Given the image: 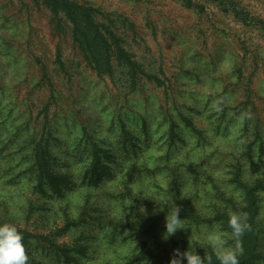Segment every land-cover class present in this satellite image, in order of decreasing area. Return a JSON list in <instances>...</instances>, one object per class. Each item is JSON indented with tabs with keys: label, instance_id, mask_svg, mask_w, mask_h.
Masks as SVG:
<instances>
[{
	"label": "rangeland",
	"instance_id": "obj_1",
	"mask_svg": "<svg viewBox=\"0 0 264 264\" xmlns=\"http://www.w3.org/2000/svg\"><path fill=\"white\" fill-rule=\"evenodd\" d=\"M77 1L118 18L129 50L165 85L141 79L131 91L120 67L112 77H99L83 60L70 30L59 34L46 7L32 0H0V108L10 112L5 114L10 120L0 119L2 138L7 129L1 122L9 127L28 118L32 121L26 138L40 137L44 122L40 112L52 94L42 84V66L35 60L39 58L55 84L50 124L64 139L57 152H62L64 142L76 141L87 129L125 153L134 146L121 139L124 121L136 135L137 154L128 157L129 164L146 160L140 169L131 168L136 187L156 191V184L161 183L171 191L170 168L181 167L187 198L206 212L214 203L224 204L213 192V181L228 194L238 195L229 180L232 162L241 160L247 178H264V24H246L232 6L237 4L249 18L264 20V0H224L225 4L192 0L198 4L194 6L184 0ZM59 48L69 75L55 63ZM185 117L194 121L202 135L190 128ZM172 122L178 124L180 135L175 141L170 139ZM1 183L0 190L5 189L6 181ZM31 187L29 180H20L16 188L32 193ZM262 198L264 220V193ZM201 226L182 224L184 228L177 230L207 243ZM28 227L39 228L31 222ZM94 230L93 253L81 264H126L127 256L138 252L140 239L133 231L113 234L109 226L104 230L98 225ZM165 233L159 225L146 239L153 243L158 234V239L166 240ZM228 243L234 246L230 238ZM34 253L43 264H69L56 262L43 250Z\"/></svg>",
	"mask_w": 264,
	"mask_h": 264
},
{
	"label": "trees",
	"instance_id": "obj_2",
	"mask_svg": "<svg viewBox=\"0 0 264 264\" xmlns=\"http://www.w3.org/2000/svg\"><path fill=\"white\" fill-rule=\"evenodd\" d=\"M32 1L50 11L59 34L70 30L83 60L99 77H112L120 67L128 76L131 91L137 88L141 79L165 85L161 77L149 71L129 50L117 24L118 18L112 13L77 0ZM184 1L188 6L198 5L192 0ZM232 6L246 24L251 21L264 24V20L249 18L237 4L232 3ZM35 60L42 66V84L46 83L52 94L40 112L44 120L40 137L37 139V135H31L30 140L26 138L25 132L32 121L30 118L21 123H11L9 127L7 122H1L7 132L5 138H2L3 133L0 135V185L1 180L7 183V187L0 190V223L13 222L22 232L30 257L28 264H43L35 256V250H43L58 263L81 264L83 258L93 253L92 244L96 241L94 227L97 225L104 230L109 226L113 234L120 231L129 234L126 230H131L136 239H140L138 252L127 256L126 264L142 261L170 264L178 247L182 252L196 249L202 257L207 254L211 264H219L208 243L182 236L179 230L166 240L158 239L157 234L153 243L148 242L147 234L159 225L166 231L167 212L176 206L180 208L183 225L218 224L229 234V213L246 212L251 229L241 238L243 251L239 264L264 263V220L261 217L264 178L249 179L245 176L241 160L232 162L229 180L235 185L238 195L228 194L213 181V192L224 204L214 203L213 209L206 212L187 198L181 186L184 176L181 167L170 168L171 191L165 190L161 183L156 184V191L151 189L147 192L145 188L136 187L131 168L140 169L146 160L133 166L129 164L128 157L137 154L136 135L124 121H121V139L134 146L133 149L126 148L125 153L111 147L110 140L95 136L87 129L76 141L64 142L60 148L62 152H57L56 147L64 139L50 124L52 101L56 99L55 84L47 65L39 58ZM55 63L62 73L69 75L60 48L57 49ZM7 113L10 112L0 108V119L10 120L5 115ZM185 120L194 132L201 133L194 121L187 117ZM177 127L176 122L170 124L172 141L180 136ZM247 149L250 155L252 143L247 145ZM3 161L7 162L6 167L2 166ZM20 180L32 183V193H23L16 188ZM30 222L39 228L29 229Z\"/></svg>",
	"mask_w": 264,
	"mask_h": 264
},
{
	"label": "clouds",
	"instance_id": "obj_3",
	"mask_svg": "<svg viewBox=\"0 0 264 264\" xmlns=\"http://www.w3.org/2000/svg\"><path fill=\"white\" fill-rule=\"evenodd\" d=\"M179 213L178 206L167 212L165 239L173 235L177 229L184 228ZM228 225L231 229L230 234L218 224H214L211 228L202 225L201 230L206 233V241L211 246L219 264H239V256L243 251L241 238L251 229L247 213L230 212ZM229 238L235 242L234 246L228 243ZM185 258L186 264H206V260L208 264H211L210 257H207V254L202 257L196 249L185 252L175 249L170 264H185ZM29 259L23 234L17 225L13 222L0 223V264H28Z\"/></svg>",
	"mask_w": 264,
	"mask_h": 264
}]
</instances>
